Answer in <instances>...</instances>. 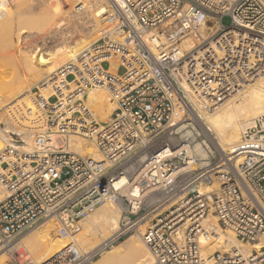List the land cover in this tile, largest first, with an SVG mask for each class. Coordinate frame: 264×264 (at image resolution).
I'll return each mask as SVG.
<instances>
[{
    "label": "built area",
    "instance_id": "built-area-1",
    "mask_svg": "<svg viewBox=\"0 0 264 264\" xmlns=\"http://www.w3.org/2000/svg\"><path fill=\"white\" fill-rule=\"evenodd\" d=\"M110 8L111 31L48 78L54 101L40 96L44 81L36 86L32 146L21 148L13 133L0 149V264H36L16 248L26 232L54 217L73 236L78 221L105 203L120 210L109 238L86 251L71 240L39 264H93L136 231L152 264H264V116L229 152L196 121L200 109L262 72L264 0H111ZM98 87L114 104L103 123L82 100ZM70 134L93 141L101 158L52 144L53 135ZM209 214L259 247L204 256Z\"/></svg>",
    "mask_w": 264,
    "mask_h": 264
},
{
    "label": "bare ground",
    "instance_id": "bare-ground-1",
    "mask_svg": "<svg viewBox=\"0 0 264 264\" xmlns=\"http://www.w3.org/2000/svg\"><path fill=\"white\" fill-rule=\"evenodd\" d=\"M11 3L12 5L7 3L0 9V111L3 109L0 112V119L7 118L4 129H0V138L8 141V133L17 131L22 135V140H26L32 146L36 126L31 124L38 111L34 100L36 91L34 86H31L35 81H44V86H38L39 94L45 102H53L54 94L46 84L50 75L61 63L74 58L85 50L88 44L93 43L100 25L102 30L111 28L115 18L110 8L111 0H11ZM79 3L81 6L75 7ZM110 31L107 30V33ZM39 46L44 49H40L42 47ZM44 50L46 53L51 51L53 53L51 61L42 65L41 52ZM4 62L8 63L9 75H5L6 72L2 70L6 65L5 63L2 66ZM117 64L113 60L109 66ZM70 79L75 78L71 75ZM82 100L96 121L102 118L107 110L114 108L109 92L103 87L90 89ZM263 112L264 67L262 72L245 83L239 92L215 108L200 109L196 121L218 149L229 152L240 143L242 131L251 126L255 118L263 117ZM241 119L245 120L239 124ZM51 139L55 146H66L69 151L82 156L101 158L94 142L86 138L70 134L53 135ZM3 146L0 140V149ZM5 195L6 192L0 187V199ZM109 204L98 206L80 219L77 223L79 231L73 236L69 232H60L59 227H62V224L56 218H47L24 234L17 242L16 248L20 243L22 249H18L19 252H28L36 264L60 252L71 240L83 251L94 248L118 228L120 210L114 204ZM203 225L205 231L201 236V242L204 256L216 249L237 248L243 253H249L253 248L259 247L257 243H242L231 231L222 229L213 214L204 219ZM144 226H140L139 231H142L141 227ZM3 260L4 256H0V262ZM152 263L153 258L138 232L104 250L93 262V264Z\"/></svg>",
    "mask_w": 264,
    "mask_h": 264
},
{
    "label": "rangeland",
    "instance_id": "rangeland-1",
    "mask_svg": "<svg viewBox=\"0 0 264 264\" xmlns=\"http://www.w3.org/2000/svg\"><path fill=\"white\" fill-rule=\"evenodd\" d=\"M10 5H12V3H11V0H9V2H8ZM75 4H73V6H74ZM115 21V20H114ZM222 22H223V24H225V25H228L229 24V18H227V17H224L223 19H222ZM112 25H113V23H111ZM102 27V25H100L99 27H98V30L96 31V33H97V35L94 37V41H96L98 38H97V36L100 38V37H102V36H104L106 33H107V30H111L112 29V26H111V28H104L103 30L102 29H100ZM98 34H102L101 36H99ZM24 36H25V34H24ZM97 38V39H96ZM92 44V43H91ZM91 44H88V46H90ZM73 45H74V43H73ZM87 46V47H88ZM14 47H15V52H17V50H16V43L14 44ZM40 47H42V46H39V48ZM76 47H77V45H76ZM85 48V47H84ZM83 48V49H84ZM40 49H44L43 47L42 48H40ZM42 53V58H41V64L42 65H45L46 63H47V61L49 62V61H51V59H52V53H53V51H51V52H48V53H46V50H44V51H42L41 52ZM6 61V60H5ZM45 61V62H44ZM5 63L6 62H4V63H2V66L3 65H5ZM8 63H6V65L5 66H3L2 67V70L3 71H5L6 73H5V75L6 74H10L9 73V66L7 65ZM106 63H104L103 64V66L104 67H106ZM70 78V77H69ZM40 82H43V81H35L34 83H33V85L31 86V87H33L34 86V90L36 91V86L37 85H39L40 84ZM39 83V84H38ZM36 85V86H35ZM112 103V102H111ZM113 106H114V104H113ZM113 108V107H112ZM112 108H110L109 110H107V112L103 115V117L102 118H100L98 121L99 122H105V120L107 119V117H108V115L110 114V112H111V110H112ZM1 111H3V109L1 110ZM0 111V112H1ZM263 114H264V112H263ZM257 116V115H256ZM98 117V116H97ZM249 118H251V117H249ZM6 117H2L1 119H0V129H4V125H5V121H6ZM248 119V118H247ZM242 120H245V119H241L240 121H239V124H240V122L242 121ZM27 121V120H26ZM97 121V122H98ZM13 133L14 134H18L17 133V131H13V132H11V133H8V135H9V139H8V141L6 140V141H4L2 138H0V140L2 141V143L4 144V143H6V142H10V136H13L14 137V135H13ZM19 135V137H21L22 138V135H20V134H18ZM0 137H1V135H0ZM23 139V138H22ZM30 144L26 141V140H23V143H22V146H21V148H24V149H29L30 147ZM83 148H85V147H83ZM110 205V204H109ZM46 220V219H45ZM43 222V221H42ZM41 223V222H40ZM39 223V224H40ZM37 226V225H36ZM35 226V227H36ZM32 229H34V228H32ZM31 229V230H32ZM143 228L141 227V230H142ZM30 231V230H29ZM28 231V232H29ZM225 231H227V230H225ZM28 232H26V233H28ZM25 233V234H26ZM77 233V232H76ZM135 233H137V232H133V233H130V234H128V235H126L124 238H122L121 240H119L117 243H119L120 241H122L123 239H125L126 237H128L129 235H132V234H135ZM116 243V244H117ZM242 243H245V242H242ZM18 249H22V245L19 243L18 244ZM24 253L30 258V259H32L33 260V262H34V259H33V257L28 253V252H26V251H24ZM35 263V262H34Z\"/></svg>",
    "mask_w": 264,
    "mask_h": 264
}]
</instances>
